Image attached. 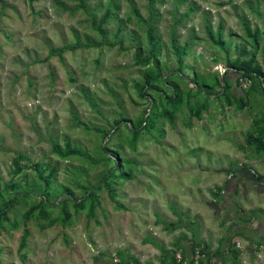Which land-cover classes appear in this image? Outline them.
<instances>
[{
	"label": "rangeland",
	"instance_id": "obj_1",
	"mask_svg": "<svg viewBox=\"0 0 264 264\" xmlns=\"http://www.w3.org/2000/svg\"><path fill=\"white\" fill-rule=\"evenodd\" d=\"M251 56L264 0H0V264H264Z\"/></svg>",
	"mask_w": 264,
	"mask_h": 264
},
{
	"label": "trees",
	"instance_id": "obj_2",
	"mask_svg": "<svg viewBox=\"0 0 264 264\" xmlns=\"http://www.w3.org/2000/svg\"><path fill=\"white\" fill-rule=\"evenodd\" d=\"M137 15H138V14H137ZM118 30H119V29H118ZM101 32H102V31H101ZM147 35H148V40H149V42H151V41L153 40V36H152V28H151V27H148V29H147ZM249 35H250L251 37H253L254 41L256 40V36H255V34H250V33H249ZM174 41H175V40L173 39L172 42H174ZM217 42L220 43V34H219V36H218ZM173 45H174V43L172 44V47H173L174 50H175V54L178 56V54H180V50H181V49H179V48H177V47H175V46H173ZM152 56H153L152 50H149L148 54H147V55H144L143 52H142V50H141V47H140V46H136V47H135L134 57H135V61H136L137 63L145 64V63H147V62L150 60V58H151ZM154 61H155V63H156V64H155V65H156V68L158 69V68H159L158 60L155 59ZM252 62H253V56H251L248 60H244V61H241V62H240V61H233V62H231V63H227V64H228L230 67H233L234 69L240 71V72H241V76H242V77H245V79H246V78H252L253 75H258V76H261V77H262V80H264V73L262 72L261 68H260L259 66H257V65L253 67V66H252ZM148 72H149V71L146 72V75H145V77H144V78H145L144 83H137V84H136L138 87H140L141 90L144 89V87H145L146 85H149V82H150V79H151V78H150V77H151V74H149ZM224 72H225V71H224ZM156 73H157V72H156ZM157 74H158V73H157ZM223 74H224V73H223ZM140 94H141V92H140ZM148 116H149V115H148ZM148 116H147L144 120H142V121L140 122V126H139V127H141V126H144V128H147V127H148V123H147V121H148ZM124 120H125V119L122 118V117L115 119V120H114V127H117V126H118L122 121H124ZM141 123H142L143 125H141ZM263 126H264V125H263ZM138 133H139L138 129H133L132 140H136V138H137V136H138ZM262 133L264 134V127H263V130H262ZM246 142H247L248 144H250V142H251V136H248V137H247ZM105 150H107V151L111 154V156H113L112 158H115V160L117 159L116 162L118 161V158L116 157V156H117V152L112 151V150L107 149V148H105ZM256 150L264 152V139L262 140L261 143H257V144H256ZM117 168H118V166H114L113 170H111L110 175H111L112 177H117V176H120V177H128V176H129V173H126V172H125V173H124V172H121V173H119V174L115 173V172L117 171ZM104 185H105L106 188H108L107 190H108V195H109V197L114 201V200H115V194H114V192L112 191V189H110V187H109V183L105 181ZM87 198H88V204H87V215L93 216V215H94V211H95V206L98 205V201L96 200V197H95V193H94V192H88V193H87ZM9 204H10V203H7V204L5 205V208H3V209L0 208V220H1V218L6 219V213H7V209H6V207H7ZM76 205H77L78 207H84V205H83V200H81V201L79 200V201L76 203ZM117 205H119V204L117 203ZM31 212H32V210L29 209V211H27V212L24 214V217H25V218H28V217L31 215ZM62 212H63V218H62L61 221H63L64 223L69 222L68 220H69V218H70V215L67 213L65 207L62 208ZM39 215L42 216V217H46V216H48L47 212H46L43 208H40V209H39ZM26 236H27V230H25L24 233H23L22 236H21V241H20V244H19V246H20L21 248L24 247V245H25V238H26Z\"/></svg>",
	"mask_w": 264,
	"mask_h": 264
},
{
	"label": "built area",
	"instance_id": "obj_3",
	"mask_svg": "<svg viewBox=\"0 0 264 264\" xmlns=\"http://www.w3.org/2000/svg\"><path fill=\"white\" fill-rule=\"evenodd\" d=\"M223 72H224V70L221 72V74H223ZM245 81H247L246 79L245 80H243V79H240V84H242V85H245ZM179 258V257H178Z\"/></svg>",
	"mask_w": 264,
	"mask_h": 264
}]
</instances>
